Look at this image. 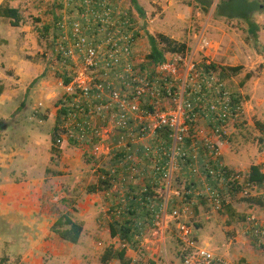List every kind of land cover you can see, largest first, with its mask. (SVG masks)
I'll list each match as a JSON object with an SVG mask.
<instances>
[{"label": "built area", "instance_id": "obj_1", "mask_svg": "<svg viewBox=\"0 0 264 264\" xmlns=\"http://www.w3.org/2000/svg\"><path fill=\"white\" fill-rule=\"evenodd\" d=\"M58 4L56 143L106 161L97 175L108 203L104 218L117 231L107 247L137 252L127 264H149L169 233L181 264H228L198 244L190 219L200 204L213 213L232 199L264 207V183L222 161L242 101L208 59L171 54L157 65L144 62L143 33L124 0ZM242 227L264 258V219L250 214Z\"/></svg>", "mask_w": 264, "mask_h": 264}, {"label": "rangeland", "instance_id": "obj_2", "mask_svg": "<svg viewBox=\"0 0 264 264\" xmlns=\"http://www.w3.org/2000/svg\"><path fill=\"white\" fill-rule=\"evenodd\" d=\"M57 1L1 2L18 9L20 15L18 27H11L7 19L0 18V49H4V52L0 53V97H12L9 100L0 98V123L4 120L10 124L8 131L18 149L21 148L18 144H22V131L34 129L29 131L33 132V138L41 134L49 135L56 118L55 106L62 93L57 61L53 56L54 63L51 57L55 24L60 12ZM218 1L213 0L210 7L204 11L193 0H138L143 16L131 6L129 8L143 33L140 42L142 57L149 51L147 33L153 36L163 34L177 42L185 43L186 54L197 60L211 61L229 91L241 99L244 114L232 127L225 144L226 156L224 155L223 160L229 168L235 165L236 169L246 172L254 163L261 164L262 168L264 165V133L255 125L256 122L264 124V14L258 11L252 16V20L259 27L257 39L253 41L249 38L244 21L215 14L214 9ZM180 5L190 7L191 14H182L174 8ZM169 6H173L172 11L165 12ZM178 16H183L187 23L183 22L178 26ZM23 27H29L28 32L21 30ZM206 51L209 53L205 54ZM170 55L167 54V58H170ZM230 67L238 68V71L230 73L223 70ZM107 127L109 128V125ZM52 155L51 162H58L59 154L52 152ZM78 157L83 163L82 188L92 193V187H97L99 167H106L100 163L106 161L103 157L96 160L84 153L78 154ZM228 157L233 159L234 165H229ZM250 214L264 219V207L232 199L230 207L219 213L212 215L204 211L203 218H207V222L202 225L203 228L195 230L198 244L213 254L224 257L228 264H237L241 259L246 263L248 260H254L253 264H264V259L252 245L245 249L233 245L235 242L228 243L231 232L226 231V226L233 225L241 231L243 221ZM176 249L174 240L168 238V261L160 260V264H181ZM146 255L148 254L144 253V257Z\"/></svg>", "mask_w": 264, "mask_h": 264}, {"label": "crops", "instance_id": "obj_3", "mask_svg": "<svg viewBox=\"0 0 264 264\" xmlns=\"http://www.w3.org/2000/svg\"><path fill=\"white\" fill-rule=\"evenodd\" d=\"M124 1L129 8L130 0ZM1 2L2 0L0 4ZM172 8L173 6L167 7L165 12H171ZM174 8L182 14H191V8L188 6L180 5ZM176 20L179 21L178 26L183 22L187 23L183 16H178ZM21 30L28 32L29 27H23ZM2 52L4 49H0V53ZM54 113L57 114L56 106ZM3 122L5 121L2 120L0 123V264H80L81 260L82 264H103L100 257L109 243L113 242L109 225L104 218L108 203L102 189L88 193L82 188L83 163L78 157V154L83 153L82 150L70 143L62 142L58 145L59 161L53 163L51 135L55 120L49 135L41 134L33 138L31 134L33 132L29 131L34 129L22 131V136L20 135L22 144H18L20 149L14 145L12 134L8 131L10 124ZM59 132L61 131L58 126ZM225 148L224 145L221 149L223 163L226 156ZM228 163L234 165L231 157H228ZM262 166L264 172V165ZM230 169L238 170L235 165ZM97 186H100L99 181ZM193 210L190 222L193 223L195 234V230H200L207 222V218H203L204 211L212 215L216 213L205 209L203 204L195 205ZM65 214L82 226L76 244L60 239L51 231L54 222ZM227 230L231 232L228 243L235 242L233 245L245 249L251 245L244 235L243 227L240 231L233 225L226 226ZM167 234L169 233L165 234L164 245L155 253L156 257L148 261L149 264H160V260L163 259L168 261ZM195 236L197 237L196 234ZM153 243L154 241L150 242ZM137 256V252L131 250L125 252L126 258ZM260 256L264 259L261 254ZM248 263L253 264L254 260H248ZM107 264L120 262L115 259Z\"/></svg>", "mask_w": 264, "mask_h": 264}, {"label": "trees", "instance_id": "obj_4", "mask_svg": "<svg viewBox=\"0 0 264 264\" xmlns=\"http://www.w3.org/2000/svg\"><path fill=\"white\" fill-rule=\"evenodd\" d=\"M197 3L202 10L206 11L213 0H193ZM131 7L139 15L143 16V11L138 5L137 0H130ZM215 14L227 19H239L245 22L249 38L253 41L257 39L258 25L252 20V16L255 12H262L264 14V2L257 0H219L215 5ZM0 18L7 19L11 27H18L20 23V15L18 9L9 7L8 5H0ZM149 51L144 57V62L157 65L164 62L167 54H180L184 55L187 52V46L185 43L177 42L168 36L158 34L156 36L146 34ZM213 68H216L214 65ZM227 70L230 73H235L238 68L230 67ZM238 100L241 99L238 97ZM60 112L57 111L55 118V125L53 133L51 135V151L58 153V145L56 140L58 136V124ZM257 128L264 133V124L256 122ZM249 179L252 182L264 183V172L260 165H251L248 169ZM101 184L97 187H92V192L101 190ZM257 205H261L259 201H256ZM51 231L56 234L60 239L67 241L71 244H76L81 235L82 226L80 223H76L71 220L68 215H61L51 226ZM124 235V231L121 232ZM117 231L113 226L110 227V236H116ZM118 260L120 264H127L124 250L114 249L113 247H106L100 257L101 263H108L111 260ZM237 264H249L241 259Z\"/></svg>", "mask_w": 264, "mask_h": 264}]
</instances>
